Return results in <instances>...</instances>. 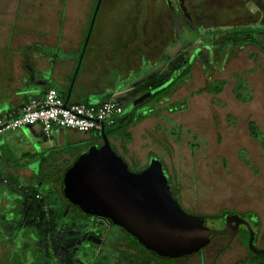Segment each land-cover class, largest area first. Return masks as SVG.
Segmentation results:
<instances>
[{"label": "rangeland", "instance_id": "374dc122", "mask_svg": "<svg viewBox=\"0 0 264 264\" xmlns=\"http://www.w3.org/2000/svg\"><path fill=\"white\" fill-rule=\"evenodd\" d=\"M4 4L5 1L0 0V6ZM122 5L131 6L127 3ZM140 6L147 7L144 3ZM187 8L190 12L209 15V18L200 17L198 20L202 23L198 28H188L180 36H171L167 54L181 50V58L193 67L191 77L175 92L176 87L169 89V85L178 75V72H171L176 66L168 67L163 75H158V68L154 76L156 82L122 96V117L129 116L133 121L128 132H134V142L127 147L117 143V148H113L118 149L134 172L143 171L153 159L160 160L176 200L189 214L219 218L207 220L210 228L222 227L225 215L243 214L257 234V249L264 250V151L250 137L248 128L249 122L253 121L264 132V51L250 45L230 46L225 39L230 33L241 31L242 27V31L253 32L264 47V0H194ZM207 22L210 26L205 25ZM8 23L9 18H0V39L3 42L9 41V31H3L2 27H9V30L14 24L9 26ZM11 54L14 51L7 46L5 51H0V60ZM179 62L177 60L176 63ZM7 69L0 67V72ZM153 70L141 68L134 79ZM170 75L171 83L159 86ZM239 77L252 91L253 101L249 104L241 103L235 97ZM214 81L228 82L221 95L196 93ZM0 85H8L2 75ZM163 89L166 91L161 93ZM147 93H151V97L134 106V102ZM162 106L168 110H161ZM129 126L114 130L121 134ZM15 134L5 132L3 138L17 148L11 138ZM99 141V136L93 134L84 143L90 147ZM243 154L250 167L242 162ZM27 163L30 160L24 159L23 165ZM1 168L0 264H68L75 253L82 251L78 242L86 241L87 230L79 239L76 233L82 231V222H71L73 230L66 225L60 227L53 216L58 214L68 221L77 214L64 195V177L55 178V172L48 173V180L44 179L48 193L41 202L39 189L23 178L13 186L15 173L7 175ZM59 186H63V194L57 193ZM30 195L34 196V201H29ZM88 222L92 228L98 224L95 219H88ZM246 231L241 232L217 264H238L243 260L246 264H264V255H254L249 251ZM109 233V244H114L119 236L118 247L124 248L127 234L119 228H113ZM129 242L149 261L141 259L140 264H213L219 249L228 244L224 236H216L205 249L192 257L161 259L147 254L132 240ZM77 255L75 264H86ZM96 256L94 264H112L127 253L107 246ZM130 257L134 261L135 258Z\"/></svg>", "mask_w": 264, "mask_h": 264}, {"label": "crops", "instance_id": "0c3cea01", "mask_svg": "<svg viewBox=\"0 0 264 264\" xmlns=\"http://www.w3.org/2000/svg\"><path fill=\"white\" fill-rule=\"evenodd\" d=\"M4 1L0 18H9V26L14 23L11 27L16 31L2 27L9 31V41L0 39V51L11 46L14 54L0 60V67L8 68L0 72L8 81V85H0V118L17 113L30 100H42L50 89L68 105H101L111 99L121 102L122 96L155 81L158 68V75H163L168 67L181 64V50L167 54L171 36L198 28L200 17L209 18L189 11L188 4L194 0ZM126 3L131 6L122 5ZM143 3L146 8L140 6ZM145 67L154 70L135 80V73ZM171 80L170 75L161 85ZM161 110L168 109L162 106ZM127 117L120 123H126ZM129 132L134 142V132ZM7 133H17L11 136L17 148L2 136L0 168L7 175L15 173L12 183L9 181L13 186L20 178L34 188L37 184L41 202L48 193L44 186L48 173L64 177L87 151L89 145L85 143L92 136L58 127L47 136L40 126ZM93 133L99 136L101 132ZM111 140L114 147L117 143L130 145ZM24 159L30 163L23 165ZM56 191L62 193V186Z\"/></svg>", "mask_w": 264, "mask_h": 264}, {"label": "water", "instance_id": "95a60500", "mask_svg": "<svg viewBox=\"0 0 264 264\" xmlns=\"http://www.w3.org/2000/svg\"><path fill=\"white\" fill-rule=\"evenodd\" d=\"M150 97L151 93L143 95L134 106ZM99 135L103 144L90 146L64 176L66 200L82 213L123 229L161 259L192 257L218 235L233 240L241 226L249 230L250 252L264 255L241 215L223 216V230L210 228L207 220L219 218L189 214L176 200L160 160L153 159L143 171L133 172L114 150L104 128Z\"/></svg>", "mask_w": 264, "mask_h": 264}, {"label": "built area", "instance_id": "2783aa9c", "mask_svg": "<svg viewBox=\"0 0 264 264\" xmlns=\"http://www.w3.org/2000/svg\"><path fill=\"white\" fill-rule=\"evenodd\" d=\"M124 115V109L116 99L101 105H68L56 90L50 89L42 100H30L15 114L0 118V139L5 132L25 127L40 126L47 136L55 127L88 134L100 133L112 127Z\"/></svg>", "mask_w": 264, "mask_h": 264}, {"label": "trees", "instance_id": "16d2710c", "mask_svg": "<svg viewBox=\"0 0 264 264\" xmlns=\"http://www.w3.org/2000/svg\"><path fill=\"white\" fill-rule=\"evenodd\" d=\"M240 29L244 30L243 28H240ZM242 30L238 31V32L230 33L229 34L230 36L225 38L226 40H228L230 42V46H240V45L247 46V45H250V46L257 47V48H259V49L264 51V47H262L261 42H259L258 39H256L254 37V35H253L254 33L253 32L242 31ZM186 64L187 63H185L183 61V62H181V64L176 65V67H175L176 69L175 70H171L172 73L173 72H178V75L176 76V78L173 79V82L169 85V89L176 87V89H175V92H176L177 89L181 85L185 84V82H187L188 79L191 77L193 67H192V65H189V64L186 65ZM156 81L157 80H155V82ZM160 84H159V86L163 87V85H160ZM227 84H228L227 81H215V82L209 84L204 89H201V90L197 91L196 93L197 94L208 93L209 95L216 97V96L221 95L224 92ZM148 86H150V85H148ZM159 86H157V87H159ZM165 91H166V89H163L161 91V93L165 92ZM175 92H173V94ZM234 94H235V97H236L237 101H239L241 103L249 104V103H251L253 101L252 91H251L250 87L248 86L247 82L242 80L241 77L238 78V85L235 87ZM183 106H185V105H183ZM129 119L130 120H128L124 124H121L120 120H119V122H117L116 125H114L112 127H105V135H106V137L109 140L115 139L117 141H123L126 144H131L133 142V136H132V134L130 132H128V130L130 129L129 125H132L133 121L131 120V118H129ZM124 126H129V128H127V130L124 131L121 134L116 132L117 130H114V128H116V127H124ZM248 128H249L250 137L253 140H255L256 142H258V144L260 145L261 149L264 151V132H262L261 129L258 127V125L255 122H253V121L249 122ZM108 129H111L110 132L107 131ZM99 138H101L100 135H99ZM241 160L247 167L251 166L250 162L245 158L244 154L241 156ZM62 194H63V186H62ZM33 200H35V199H33ZM75 209H76L75 211H76L77 214H76V217L72 218L73 219L72 221L81 223L82 221H78V220L82 217V214L77 208H75ZM53 216L55 218H57L58 223H59L58 225H60V227H62L63 225H67V221L64 220L65 219L64 217L60 218L58 216V214L57 215L54 214ZM215 218H217V217H215ZM81 227H82V229L84 228L83 222H82V226ZM37 232L39 233V230H37ZM246 232H247L246 238L248 239L249 238V233H248V231H246ZM129 238H130V240H132L134 242V244L136 246H138L140 249L144 250V252H146L147 254H149V255H151V256H153L155 258H158L154 254L148 252L145 248H143L134 238H132L131 236H129ZM130 249H132V248H130ZM132 250H134V249H132ZM126 253L128 255V252H126ZM140 256L141 255L139 254L138 257H140ZM130 260H132V258ZM136 260L137 259H134L133 264H136ZM115 262H113L112 264H115ZM240 264H246V262L243 261Z\"/></svg>", "mask_w": 264, "mask_h": 264}, {"label": "flooded vegetation", "instance_id": "af4514ba", "mask_svg": "<svg viewBox=\"0 0 264 264\" xmlns=\"http://www.w3.org/2000/svg\"><path fill=\"white\" fill-rule=\"evenodd\" d=\"M90 134L93 135L94 133L91 132ZM102 144H103V142H102V139L100 138V141L97 142V143H94L93 145L101 146ZM136 173H138V172H136ZM35 188L39 189L37 184L35 185ZM32 198H33V195H30L29 201H33ZM69 204L72 205L71 203H69ZM71 207H73V210L75 208H77L74 205H72ZM73 210H72V212H73ZM81 214H82L83 218L81 217L82 219L80 218V220L83 222L84 228L82 229V231L79 234L76 233V232L75 233H76V236L80 239L82 234L84 233V231L87 230V232L85 234L86 235L85 236L86 241H84L85 240L84 239L83 240L84 242H82V243H81V241L78 242L79 243V247L82 248V251L79 250V252L77 253L78 255L75 253V251L73 253H75L78 257H80V260L82 262H84L86 264H94L95 258L97 257L96 255L98 253H101L103 251V249L105 247H107V246H109V248L111 250H115L116 249V250H118L120 252H123V251L124 252L125 251L128 252L127 256L120 257L119 260H116L115 264H117V263H119V264H133V261L130 260L131 259L130 256H132L133 258L137 259L136 260V264H140V260L141 259H145V258H143V256L138 257L139 253L136 250H132L134 248L130 246V242H129V240H130L129 236L130 235L128 233H126L123 229L119 228L120 230H122L124 233L127 234V238H126V242H125L124 248H119L118 247V244H119L118 243L119 242L118 238H119V236L117 237L116 241L113 242L114 244H111V243L109 244V242H108L109 237H110L109 231L112 230L113 228H118V227L111 226L109 223H107L104 220H101V219H98V218H95V217H91V216H87V215H85L82 212H81ZM238 214L241 215L244 218V220L247 221L249 223L250 227L252 228V226H251L250 222L247 220V218L241 213H238ZM28 215L30 216V214H28ZM233 215H235V214H233ZM88 219H95L98 222L99 225L98 224H94L96 226H95V228H92L91 222H88ZM72 220H68V221H70V223H68V221H67V225L66 226H68V227H70V228H72L74 230V227L71 226V222H73ZM89 226H91V227L87 228ZM224 228H225V222H224L222 227L217 228V229L223 230ZM243 230H247L248 233H249V230H248V228L246 226H241L239 228V230L237 231V233L235 234V237H234L233 240L231 239L230 236L218 235V236H224L227 239L228 244H227L226 247H223V248L219 249V254H218L217 258L214 260L213 264H217V261L219 260L220 256H222L223 254H225L226 252H228L230 250L232 244L235 242V240L237 239V237L241 234V232ZM249 238H250V233H249ZM256 242H257V234H256ZM256 242H255V244H256ZM130 248H132V249H130ZM75 254H74V256H72V258H70L68 264H75V261H74V259L76 257ZM145 260H147V259H145ZM243 261H240L238 264L242 263Z\"/></svg>", "mask_w": 264, "mask_h": 264}]
</instances>
